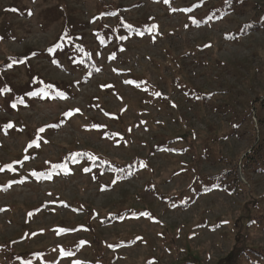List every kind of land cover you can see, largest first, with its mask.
I'll return each instance as SVG.
<instances>
[{
	"label": "rangeland",
	"instance_id": "1",
	"mask_svg": "<svg viewBox=\"0 0 264 264\" xmlns=\"http://www.w3.org/2000/svg\"><path fill=\"white\" fill-rule=\"evenodd\" d=\"M119 24L153 32L118 42ZM71 27L109 41L90 78L45 56ZM0 35V65L32 54L6 76L17 93L71 89L0 107L28 128L0 133V264H264V166L245 167L264 141V0H0Z\"/></svg>",
	"mask_w": 264,
	"mask_h": 264
},
{
	"label": "trees",
	"instance_id": "2",
	"mask_svg": "<svg viewBox=\"0 0 264 264\" xmlns=\"http://www.w3.org/2000/svg\"><path fill=\"white\" fill-rule=\"evenodd\" d=\"M159 3H164L165 5L169 6L171 4V0H168V2H165V0H157ZM119 12L116 11L114 14H108L116 16ZM107 16V14H101ZM110 17V16H109ZM117 18V17H113ZM120 34L117 36L118 42H123L122 39L124 38H131L138 36L139 33H152L153 30L149 27L146 28V30H142L141 28L135 27L130 28L126 25H118ZM70 27V26H68ZM107 31V27H105ZM109 34H113V31L108 32ZM122 33V34H121ZM1 37V35H0ZM96 48L94 50H89L84 46H80L79 44L75 43L74 39L81 38L78 36V34L74 31L73 27L67 31H64L62 34V39L57 40L54 44H52L47 50L45 51V56L48 58H52L54 64L62 65L63 60L66 58L69 63H71L72 67L75 68L77 66H80V68L83 69L84 73L86 74L87 78H90L99 67H97L96 59L99 58V55L101 53V50L103 48L110 47L109 41L107 39V36L105 34L102 35H96ZM119 37V38H118ZM119 51V49H118ZM32 58V54L30 56H19L15 57L12 56L7 59L6 62L0 65V90L4 89H10V91H0V107H4L5 105L8 106V109L12 112H18L20 109L28 108L32 103H35L38 100H47L48 102H53L60 100L62 96L69 97L71 90L69 83H64L65 86H61L55 83H48L46 86L37 84L36 83V77H31V83L29 90L23 92V93H17L15 91L14 87L7 82L6 76L11 73L10 71H13L18 68L22 67H30L28 65L29 61ZM67 62V61H66ZM38 82V80H37ZM69 90V91H68ZM34 93H40V95H35ZM23 100V103H20V100ZM15 104L16 107L13 108L12 105ZM261 107H264V99L260 100ZM263 120L259 119V124H261ZM11 123L13 124L12 128H7L6 126ZM243 124V123H242ZM263 125V124H262ZM261 125V126H262ZM240 126V125H239ZM241 127V126H240ZM239 128V127H238ZM45 131H47V127H43ZM40 130V129H39ZM38 130V134H43L45 131L40 132ZM23 134L25 131H28V128H21L20 125L17 122L10 121V120H0V133L9 136L12 133ZM261 132V131H260ZM36 133L32 135V137L28 140L27 149H37L40 147V141L39 138H35ZM259 136H262V133L259 134ZM39 137V135H38ZM34 141H39V147H36L33 145V147H28L29 144H33ZM263 144H260L258 147H255L253 151L250 153L248 157H246L247 164L245 167L249 166L248 163L252 164L251 167H260V165L264 166V141ZM1 146V145H0ZM30 160L29 156H24L22 158V162H28ZM99 164L98 169L101 171V173H111L112 170L119 172V167L113 164L106 163L104 166L100 163V161L96 162L95 164H92L93 166H96ZM67 165L63 167L62 163L57 164L54 166V168L49 171H34L33 179H39L40 176H48L51 173L57 172L62 174L66 171V169L70 172V168ZM6 171V170H5ZM9 171V170H8ZM56 174V173H55ZM118 175V174H117ZM213 188H220V186H215ZM33 214V212L31 211Z\"/></svg>",
	"mask_w": 264,
	"mask_h": 264
},
{
	"label": "snow or ice",
	"instance_id": "3",
	"mask_svg": "<svg viewBox=\"0 0 264 264\" xmlns=\"http://www.w3.org/2000/svg\"><path fill=\"white\" fill-rule=\"evenodd\" d=\"M165 2H168V0H165ZM174 10H175V9H174ZM13 11H16V10L13 9ZM29 14H31V13H29ZM97 71H99V69H97ZM129 83H131V82H129ZM0 91H10V89H4V90H0ZM34 94H35V95H40V93H34ZM20 103H23V100H22V99L20 100ZM12 107L15 108L16 105L13 104ZM75 111H76V112H79V109H76ZM72 114H73V113H72L71 111L68 112V113H66V115H68V116H71ZM6 127H7V128H12V127H13V124L9 123ZM94 127H99V126H94ZM39 131H40V132H43V131H45V129L41 128ZM33 145H35L36 147H39V141H34L33 144H29L28 147H33ZM2 170H3V169H0V171H2ZM66 171H67V169H66ZM85 171H87V169H85ZM9 186H10V185H9ZM145 215H147V214H145Z\"/></svg>",
	"mask_w": 264,
	"mask_h": 264
}]
</instances>
